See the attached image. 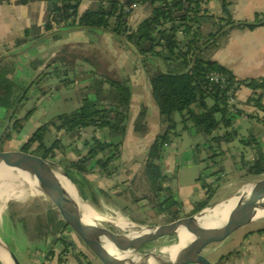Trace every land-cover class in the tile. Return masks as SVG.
I'll return each mask as SVG.
<instances>
[{
  "label": "trees",
  "instance_id": "trees-1",
  "mask_svg": "<svg viewBox=\"0 0 264 264\" xmlns=\"http://www.w3.org/2000/svg\"><path fill=\"white\" fill-rule=\"evenodd\" d=\"M83 1L0 0V5L13 3L25 7L47 4L49 14L44 20L47 24H54L58 29L79 28L110 33L138 57L139 68L148 77L159 118V133L143 159L140 176L149 188V197L145 199L152 204L156 215H164L170 221L185 217L182 212L188 206L170 186L176 180L177 168L171 177L164 173L167 149L174 144L177 146V138L183 133L200 141L193 148V153L196 165L201 167L197 182L201 184L203 191L206 190L204 200L192 205L193 210L187 216L209 206L220 182L226 176L223 161L228 153H232L229 146L233 143L237 142L252 152L249 159L243 154L233 156L241 172L253 177L264 175V148L257 136L251 134L250 137H242L236 130V120L243 113L248 120L256 121L263 127L264 120H260L256 113L239 109L238 103L234 102L236 94L241 89H246L250 95L244 106L253 104L254 109L264 113L260 94L263 82L237 81L228 70L211 60L213 53L221 47V40L231 30L253 29L254 26L234 22L226 0H221L219 17L206 14L202 8L205 0H103L95 9L85 10L79 15ZM136 4L146 6L151 15L132 30L128 26V18ZM205 22L213 24L211 33L206 35L201 28ZM57 37L58 35L54 36V39ZM57 63L58 66L51 73L58 83L62 87L75 84L74 79L69 77L74 66L62 59ZM14 72L13 67H0V110L11 111L7 122L0 118V146L21 134V122H26L33 116L34 108L23 119L18 118L19 109L29 101L30 94L34 92L44 96L47 93L46 88L38 86L39 82L46 80L45 74L23 88L13 81ZM211 75H216L220 80L214 81ZM82 90L86 92V97L78 110L49 120L27 139L21 150L29 152L34 148V155L60 166L75 188L79 189V195L85 202L87 197L83 189L86 182L74 178V175L83 177L96 172L108 179L117 171L118 167L114 165L120 159L129 124L131 84L128 79L114 80L93 75ZM87 129H92L94 133L91 141L83 143L82 148L86 150V154L82 155L80 150L74 148V158L64 159L65 148L59 134L68 137L75 144L82 139V133ZM103 131L109 135L110 141L98 138L97 134ZM144 131V114L140 113L134 132ZM222 144L227 148L223 149ZM57 154L63 156V161H56ZM65 160L70 162L71 171L62 166ZM209 178H215V181L208 184L206 180ZM136 181L138 178L132 183ZM98 193L104 195L107 192L98 188ZM46 223L50 226L49 233L54 231V246L60 244L64 249L58 255L59 263L63 264L62 256L69 252L81 264L79 257L75 256L74 245L63 239L67 230L64 224L53 213L46 216ZM260 233L264 234V230ZM46 235L38 233L39 239L51 236ZM44 252L48 257L54 256L52 249ZM143 255L139 253V256ZM233 256L230 253L222 257L219 264L229 261Z\"/></svg>",
  "mask_w": 264,
  "mask_h": 264
},
{
  "label": "crops",
  "instance_id": "crops-1",
  "mask_svg": "<svg viewBox=\"0 0 264 264\" xmlns=\"http://www.w3.org/2000/svg\"><path fill=\"white\" fill-rule=\"evenodd\" d=\"M101 1L103 0H84L79 8V15L85 10L95 9L96 5ZM226 1L229 3L228 10L234 22L246 23L254 26V28L231 30L221 40V47L213 53L211 60L228 70L237 81L259 80L263 82V89L260 94L262 97L261 106L264 109V24H262L264 21V0ZM139 6V10L133 11L128 18V26L132 30H135L151 15L150 10L146 6ZM220 6L221 0H205L202 8L207 15L219 17L221 15ZM47 9V6L41 3L25 7L16 6L13 3L0 5V67L15 68L13 81L23 88H27L41 74H45L47 77L45 81L38 84L39 87L46 88L47 93L44 96H39V94L34 92L30 94V100L19 109V118L23 119L26 111L33 105L35 108V105H37L38 108H36L35 113L29 120L21 122V134L14 136L7 145L16 142V138L22 135L27 123L40 121L42 126L54 117L78 110L81 107L82 100L86 97V92L82 90V87L92 79L93 75L114 80L128 79L131 84V102L128 112L129 124L121 147L120 159L115 164V167L116 165L118 167L117 171L108 179L96 172L83 177L74 175V178L83 179L86 182L83 192L87 199H90V194L86 193V188L95 184L98 185L97 188L104 192H122L124 189H128L129 185L127 184L132 183L136 177L135 174L139 170V168L137 170L135 168L136 162H138L137 157L142 155L144 159L149 146L159 133L158 111L151 96L148 77H146L144 70L133 69L131 65L138 64V57L129 47H124L119 39H116L110 33L102 31H86L79 28L58 29L56 25H50L44 21L49 14V9ZM201 28L205 35L210 34L213 24L205 22L201 25ZM56 32L58 33L56 34ZM57 35L58 37L54 39V36ZM61 59L74 66L70 70L69 77L74 79L75 84L62 87L51 73L52 69L58 66L57 62ZM114 65L115 68L118 65L122 69L126 68V71L118 69L114 71L112 68ZM249 95L250 92L248 90L241 89L235 98V103L239 105L237 107L239 109L242 108L246 112H260L258 117L260 120H264L263 112L247 108L246 105L244 106ZM39 102L40 105L38 104ZM42 104L45 106L42 107ZM140 113L144 114L145 131L143 133H135L134 129L138 125ZM10 117L11 111L0 110V118L3 122H7ZM35 129L33 126V130L26 136L24 135V138L30 137L36 131ZM236 130L242 137H250L251 134L256 135L264 148V127L256 121L237 119ZM93 133L92 129L83 131L82 139L75 144H72L71 140L63 134H59V137L62 138V141L71 143L73 149L77 148L84 155L86 150L84 148L81 149L80 145L83 147L85 141L91 140ZM97 136L102 140L110 141L106 131L97 134ZM222 147L223 149L227 148L224 144H222ZM229 148L232 149V153L233 151L235 153L238 152L243 154L244 157L252 155L250 149L244 148L237 142L230 145ZM169 149L164 158V173L167 177L173 176L175 168H177L178 145H175L173 149ZM232 153H228L223 161L227 176L229 175L228 168H231L233 172L241 173L240 167L234 160ZM168 154L169 156L166 157ZM185 155L187 165L188 163L196 165L193 152ZM194 172L198 174L199 168L197 170L194 167ZM211 172L214 171L212 170ZM236 173L235 176L238 175ZM95 177L101 178L99 183ZM214 181L215 178H209L207 183L212 184ZM230 187L229 185L228 188L230 189ZM194 195H199V199L203 197L204 200L205 198L199 182L182 187L178 197L184 203L186 201L192 203L191 199ZM227 199L228 197L220 202ZM211 203L212 199L209 205H212ZM189 207V210H191L192 204ZM189 210L188 207L185 208V212ZM221 242L223 241L213 244H220ZM58 255H60L58 251L55 252L53 257H48L45 253H42L31 261H33V264H60ZM224 256L226 255L215 256L212 260H209L214 264H219V260ZM23 260L24 262H20L21 264H30L27 258L23 257ZM68 260L66 258V262L63 261V264H69ZM221 264H264V234L262 235L261 245L257 240H251V243L244 246L241 253L234 255L229 261Z\"/></svg>",
  "mask_w": 264,
  "mask_h": 264
},
{
  "label": "rangeland",
  "instance_id": "rangeland-1",
  "mask_svg": "<svg viewBox=\"0 0 264 264\" xmlns=\"http://www.w3.org/2000/svg\"><path fill=\"white\" fill-rule=\"evenodd\" d=\"M45 5L49 9L48 5ZM131 66L135 70L140 69L139 64H132ZM112 68L114 71L116 69L126 71V68L122 69L119 65L116 68L114 65L112 66ZM38 104L40 105V102ZM35 106L36 108H38L37 105ZM44 106L45 105L42 104V107ZM33 108L36 111V108L33 105L26 111V114ZM33 126L34 128H36L35 130H37L41 127V122L37 121L34 123H27L22 135L16 138V142L14 144L11 143L9 145H7V142L4 144V146H0V150L21 149L29 138H24V135L26 136V134H29L30 131L33 130ZM89 141L91 140H87L86 142ZM199 142V139L192 138L188 133H183L180 138H177L178 156L176 158V167L177 173L179 174H177L176 180L172 181L170 184L174 192L178 193L177 195L181 193L182 187L197 183L196 180L198 174L197 172H194V167L197 168V170L201 167H197V165L192 163H188L187 165L185 162V154L188 153L189 155L191 152H194L192 150ZM62 143L65 148L64 159L74 158L72 144L66 143L64 140L62 141ZM80 147L82 149L81 145ZM173 147H175V144L170 149H173ZM33 151L34 148L30 149L29 152ZM57 155L58 156L56 161H63V156H61L60 154ZM168 156L169 154L166 157ZM232 156H240V153H235L233 151ZM137 158L138 162H136L135 168L136 170L139 168V170L136 172L135 175L136 178H138V181L130 184L128 183V189H124L122 192L119 191L118 193H116L115 191H106L107 193L104 195H99L97 184L89 186V188H86V193L90 194V199H87L85 203H87L96 213L103 216L108 222L111 223L125 221L137 227L147 228L172 222L164 215H156L154 210H152V204L150 205L149 201L145 199V197H149V188L144 184L143 180L140 177V168L143 156L140 155ZM246 158H248V156H246ZM62 166H64L70 171L72 170L70 162L66 160L63 162ZM227 170L229 172V175H226L224 177V180L220 182L221 185L218 186L215 194L212 197V205L219 203L221 200H224L227 197V200H229L242 187L248 186L257 181H264V175L261 177H253L247 176L244 171L239 174L236 173L237 171L233 172L231 168H228ZM235 173L238 175L235 176ZM95 178L99 183V180H101V178ZM229 185L231 186L230 189L228 188ZM76 190L78 193L80 192L79 189L76 188ZM203 193L205 194L206 190H204ZM12 194L13 192L11 190H8L7 192H5V197L3 198L11 197ZM199 198V195H194V197H192L191 199L192 203L187 201L185 202V205L188 206V210L190 208L189 205H194L198 203L199 200H203V197H201V199ZM192 210L193 208L191 207V210H189L188 212L183 211L182 216L189 215ZM51 213L53 212L51 211L50 207L46 204V202L36 192L34 193L30 191L18 195L15 198H12L10 201L7 202L6 205L0 207V238L9 247L15 257L20 260L19 262H24V257L28 259V262L30 264H33V261L31 260H33L34 257H36L38 254H44V251L50 249L54 250V255L56 251H58L60 254L63 253L64 249L60 244L54 246V237L52 238V234L54 233V231L49 233L50 226H48L46 223V216ZM132 221L135 223H133ZM108 222H96V224L100 228H104L112 232L118 233L119 230L113 225H108ZM262 230H264V222L246 226L237 230L232 236L223 240V242H221L220 244H213L215 242L209 243L207 247L202 251V254L210 260H212V258H214L215 256H223L231 252L234 255H238V253L242 252L244 246H247L249 243H251V240H257L261 245V239L263 234H261L260 231ZM38 233L42 234L43 236H45L46 234L51 236L49 238L39 239ZM63 239L66 242H70L74 245L75 256L79 257L78 259L81 261V264H100L94 257L89 254L84 244L68 229L63 234ZM175 243L176 238L174 236L166 237L156 242L145 245L144 247H142V249L138 252V255L136 256H139V253L144 255L160 256L163 255V253ZM37 249H42L43 251H39ZM66 254L67 255L62 256L63 261H65V259L67 258L69 259V264H78V261H76L75 258L71 254H69V252H67Z\"/></svg>",
  "mask_w": 264,
  "mask_h": 264
},
{
  "label": "water",
  "instance_id": "water-1",
  "mask_svg": "<svg viewBox=\"0 0 264 264\" xmlns=\"http://www.w3.org/2000/svg\"><path fill=\"white\" fill-rule=\"evenodd\" d=\"M3 163H5L10 170L28 179L32 183L35 192L46 202L54 215L84 244L89 254L100 264H120L108 260L107 251L101 249L102 247L128 250L138 255L142 247L147 244L174 236L176 238V243L170 247L172 248L180 245V241L177 237L178 235H191L193 233H200L202 239L198 241L192 251L168 254L166 256L155 255L154 257H157L159 261L153 264H214L202 254V251L209 243L223 241L241 228L264 222V200L248 207L243 213L230 221H226L220 216V214L227 212V209L233 206L243 190L252 191L264 182L257 181L242 187L227 201L209 205L193 215L185 216L167 224L147 228L138 227V229L132 231H126L116 227L119 232L115 233L100 228L96 222H93L92 226L95 228L96 232L91 233V225L84 221L83 218L67 204L63 195V189L57 185L53 175L45 169V166L58 168L64 180L70 184L72 191H74L79 199L85 203L60 166L41 159L34 155L33 152H23L21 149L0 150V166H2ZM108 225L111 226V222H109ZM137 238H141L142 241L136 246L135 244L133 245L132 241ZM0 245L5 249L13 264H21L1 238ZM152 256L153 255H148L147 257ZM139 257L141 256H138V258ZM127 264L134 263L127 262Z\"/></svg>",
  "mask_w": 264,
  "mask_h": 264
},
{
  "label": "bare ground",
  "instance_id": "bare-ground-1",
  "mask_svg": "<svg viewBox=\"0 0 264 264\" xmlns=\"http://www.w3.org/2000/svg\"><path fill=\"white\" fill-rule=\"evenodd\" d=\"M45 169L49 171L57 185L63 189L64 198L67 201V204L81 217L84 221L91 225L90 231L91 233H95L96 230L92 226L93 222L99 223H107L108 221L98 213H96L87 203H83L79 197L72 191L70 184L66 182L62 176L61 171L56 167L45 166ZM11 190L13 192L11 197H5V192ZM34 192L35 189L32 183L22 177L21 175L15 173L10 170L8 166L3 163L0 166V207L7 204L12 198H15L18 195H21L25 192ZM264 200V182L257 186L252 191H247L246 189L241 192L237 200L234 202L233 206L227 209V212L220 214V216L226 221H230L236 216L243 213L248 207L255 205ZM109 223V222H108ZM114 227H117L122 230H136L137 226L130 224L125 221H119L115 223H111ZM180 245L174 246L172 248H168L163 255L174 254V253H185L188 251H192L194 246L202 239L200 233H193L191 235H178L177 236ZM141 238L134 239L133 245L136 246L140 243ZM133 247V246H132ZM101 248V247H100ZM134 248V247H133ZM104 251H107L108 260L115 261L120 264L134 263V264H153L159 259L157 257H147L148 255H143L138 258L137 254L128 250H117L107 247H102ZM131 249V248H129ZM146 256V257H144ZM147 258V259H145ZM0 261L2 264H13L10 258L7 255L5 249L0 245Z\"/></svg>",
  "mask_w": 264,
  "mask_h": 264
},
{
  "label": "built area",
  "instance_id": "built-area-1",
  "mask_svg": "<svg viewBox=\"0 0 264 264\" xmlns=\"http://www.w3.org/2000/svg\"><path fill=\"white\" fill-rule=\"evenodd\" d=\"M139 8H140V6H139L138 4L134 5V6L132 7V12H133V11H138ZM211 78L214 79V81H218V80H220V78L217 77L216 75H211ZM236 95H237V94H236ZM252 105H253V104H250V106H247V108L254 109V107H253ZM255 113H257V112L255 111ZM259 113H260V112H258L257 114H259ZM240 118H242V119H248L245 113H243V114L240 116Z\"/></svg>",
  "mask_w": 264,
  "mask_h": 264
}]
</instances>
